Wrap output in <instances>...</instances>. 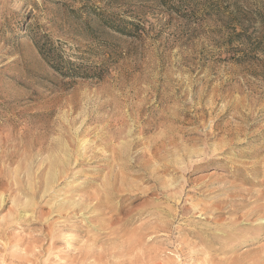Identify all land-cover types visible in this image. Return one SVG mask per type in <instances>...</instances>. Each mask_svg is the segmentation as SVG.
<instances>
[{
  "label": "rangeland",
  "instance_id": "374dc122",
  "mask_svg": "<svg viewBox=\"0 0 264 264\" xmlns=\"http://www.w3.org/2000/svg\"><path fill=\"white\" fill-rule=\"evenodd\" d=\"M260 205L264 0H0V264H264Z\"/></svg>",
  "mask_w": 264,
  "mask_h": 264
},
{
  "label": "bare ground",
  "instance_id": "6f19581e",
  "mask_svg": "<svg viewBox=\"0 0 264 264\" xmlns=\"http://www.w3.org/2000/svg\"><path fill=\"white\" fill-rule=\"evenodd\" d=\"M110 135V134H109ZM108 135V136H109ZM115 135H117V134H115ZM107 136V137H108ZM71 137V136H70ZM69 137V138H70ZM74 138V137H73ZM112 138V137H111ZM110 138V139H111ZM115 138H116V136H115ZM122 138V137H121ZM105 139H107V138H105ZM109 139V140H110ZM75 140V139H74ZM116 140V139H115ZM113 141V140H112ZM111 141V142H112ZM119 142H120V140H119ZM76 143V142H75ZM115 143V142H114ZM139 144V143H138ZM137 144V145H138ZM69 146V145H68ZM71 146V145H70ZM75 146V145H74ZM73 147V146H72ZM84 148V147H83ZM82 148V149H83ZM85 148H86V146H85ZM69 149V148H68ZM67 149V150H68ZM71 149V148H70ZM78 150H79V147L77 148ZM81 148H80V150H82ZM90 149V148H89ZM112 149V148H111ZM130 149V148H129ZM72 150H74V148L72 149ZM78 150H76V151H78ZM92 151V150H91ZM96 151V150H95ZM114 151V150H113ZM68 152V151H67ZM71 152V151H70ZM99 152V151H98ZM82 153V152H81ZM118 153V152H117ZM128 153H131V152H128ZM63 154V153H62ZM78 154V153H77ZM92 154V153H91ZM99 154H101V153H96V152H94L93 153V157H99L100 159H99V161L101 162V161H103V162H105V161H107V162H109V161H114V160H118V159H121L122 158V156L120 157H118L117 159H116V157H112V156H108V154L107 155H99ZM102 154H103V152H102ZM122 154V153H121ZM67 155V154H66ZM74 155V154H73ZM88 155V154H87ZM137 155V154H136ZM139 155H140V153H139ZM139 155H138V157H139ZM70 156H71V154H70ZM81 156H83V153L81 154ZM68 157H69V155H68ZM72 157V156H71ZM77 157V156H76ZM126 157V156H125ZM129 157V156H128ZM55 158V157H54ZM60 158V157H59ZM79 158V157H78ZM78 158H76V160H75V162H76V165H77V167H82L83 165H85V163H84V160H81V158L80 159H78ZM136 158V157H135ZM134 158V159H135ZM142 158V157H141ZM61 159V158H60ZM84 159H86L85 157H84ZM88 159H90V158H88ZM125 159V158H124ZM127 159V158H126ZM64 160V159H63ZM129 160H130V158H129ZM69 161V160H68ZM89 161V160H88ZM93 161H94V159H93ZM131 161V160H130ZM56 162V161H55ZM57 162H58V160H57ZM64 162V161H63ZM66 162V161H65ZM70 162V161H69ZM86 162V161H85ZM117 162V161H116ZM118 162H119V160H118ZM128 162V161H127ZM132 162V161H131ZM140 162V161H139ZM120 163V162H119ZM53 164V163H52ZM60 164H62V163H60ZM59 164V165H60ZM70 164V163H69ZM69 164H68V168H69ZM73 164V163H72ZM71 164V165H72ZM97 164H99V163H97ZM115 164V163H114ZM123 164V163H122ZM129 164V163H128ZM65 166V165H64ZM63 166V167H64ZM98 166V165H97ZM134 166H137L136 164L134 165ZM133 166V167H134ZM56 167V166H55ZM71 167V166H70ZM93 167V166H92ZM118 167V166H117ZM66 167H64V169H65ZM76 168V167H75ZM105 168H108L109 169V171H110V176H112L114 173H115V171L113 172V168H112V166L108 163V165H106V164H102V165H99L98 166V169L99 170H103V169H105ZM128 168V167H127ZM130 168V167H129ZM137 168H138V166H137ZM166 168V167H165ZM62 169V168H61ZM83 169H84V167H83ZM116 169V168H115ZM133 169V168H132ZM55 170V169H54ZM57 170V169H56ZM88 170V169H87ZM90 170H91V168H90ZM90 170H88V171H90ZM94 170V169H93ZM125 170H126V168H125ZM125 170L123 171V172H125ZM143 170V169H142ZM49 171V170H48ZM66 171V170H65ZM68 171V170H67ZM54 172V171H53ZM146 172V171H145ZM54 173H57V172H54ZM58 173H60L59 171H58ZM67 173V172H66ZM127 173V172H126ZM61 174V173H60ZM59 174V175H60ZM133 174V173H132ZM53 175H55V174H53ZM116 175V174H115ZM135 175V174H134ZM151 175V174H150ZM50 176V175H49ZM56 176V175H55ZM63 176H65V174H61L59 177H58V179L59 178H61V180L64 178ZM66 176H67V174H66ZM109 176V177H110ZM128 176V175H127ZM44 177V176H43ZM51 177V176H50ZM108 177V176H107ZM106 177V179H105V181L101 184V187H99V189H97V188H94V186H91V188L90 189H92V191H90V190H87V192H85L84 194H81V195H78L77 197H78V199H76V200H74L73 202L72 201H70L69 199L67 200V202H65L64 201V203H60L59 204V206H58V208L60 209V211L61 210H63L64 209V205H67V204H71L69 207H68V211L65 213V217H68L69 215H71V214H75L76 212L78 213V212H83L84 210H88L89 211V213H90V211H94L93 213H95V211H99L101 208H103V207H105L106 206V204H107V201H108V199H110V197H113V196H117V193L118 192H122V190L120 189V188H117V175L116 176H114L113 178H111V180H107L108 178ZM144 177H146V176H144ZM53 178V177H52ZM92 178V177H91ZM55 179V178H54ZM53 179V180H54ZM148 179V178H147ZM49 180H50V178H49ZM52 180V181H53ZM96 180H100V178L99 177H95V178H92V179H90V181H92V182H94V181H96ZM153 180V179H152ZM154 181V180H153ZM48 182V181H47ZM89 182V181H88ZM44 183H46V182H44ZM43 183V184H44ZM51 184H52V182H51ZM54 184V183H53ZM260 184V183H259ZM51 186V185H50ZM100 186V185H99ZM44 187H45V185H44ZM51 188V187H50ZM156 188V187H155ZM153 189V188H152ZM151 189V190H152ZM41 190V189H40ZM49 191V189H46V191ZM47 191V192H48ZM150 191V190H149ZM154 192H155V189L153 190ZM153 192V193H154ZM152 193V194H153ZM261 194V193H260ZM259 194V195H260ZM127 195V194H126ZM120 197V196H119ZM128 198V197H127ZM240 199V198H239ZM116 200V199H115ZM126 200V199H125ZM241 200V199H240ZM112 201H113V199H112ZM120 201V200H119ZM60 202V201H59ZM241 202V201H240ZM243 202V201H242ZM111 202L109 201V204H110ZM119 203V202H118ZM245 203V202H244ZM108 204V205H109ZM125 204V203H124ZM120 206V205H119ZM109 207V206H108ZM124 207H125V205H124ZM236 209H237V206H236ZM240 209V208H239ZM256 209H260L261 211H264V205H260V206H257L256 207ZM255 209V210H256ZM67 210V209H66ZM104 210V209H103ZM108 210V209H107ZM117 210V209H116ZM110 211V210H109ZM115 211V210H114ZM84 213V212H83ZM88 213V212H87ZM97 213V212H96ZM111 213V212H110ZM63 214V213H62ZM98 214V213H97ZM84 215V214H83ZM101 215V214H100ZM115 215V214H114ZM245 215V214H244ZM247 215H249V217H250V220H251V218H252V216L254 215V211H250ZM256 215V214H255ZM264 215V214H263ZM63 217V216H62ZM115 218V217H114ZM68 219V218H67ZM253 219V218H252ZM252 221V220H251ZM254 221V220H253ZM264 221V220H263ZM262 222V221H261ZM111 224H113V223H111ZM248 227H250V226H248ZM123 228V227H122ZM143 228V227H142ZM113 231H115V230H112V232ZM143 232V231H142ZM104 233V232H103ZM106 233H108V232H105V234ZM121 233V232H120ZM110 234V233H109ZM114 234V233H113ZM114 235H116V234H114ZM242 235V234H241ZM113 240V239H112ZM209 244V243H208ZM207 246V245H206ZM209 246V245H208ZM94 248H96V247H94ZM233 249V248H232ZM93 251H94V249H93ZM88 252V251H87ZM86 252V253H87ZM93 253V252H92ZM92 253H90V255L92 254ZM95 253H96V251H95ZM207 253V252H206ZM88 254V256H89V253H87ZM93 255H94V253H93ZM92 255V256H93ZM112 255V254H111ZM87 256V257H88ZM105 257V256H104ZM86 258V257H85ZM90 258V256L88 257V259ZM97 259H99V257H96ZM213 260V259H212ZM107 261V260H106ZM161 261H163V260H161ZM210 261V260H209ZM217 261V260H216ZM86 262V261H85ZM215 262V261H214ZM213 262V263H214ZM159 264V263H158ZM160 264H161V262H160ZM162 264H166V263H163L162 262ZM215 264V263H214Z\"/></svg>",
  "mask_w": 264,
  "mask_h": 264
},
{
  "label": "trees",
  "instance_id": "16d2710c",
  "mask_svg": "<svg viewBox=\"0 0 264 264\" xmlns=\"http://www.w3.org/2000/svg\"><path fill=\"white\" fill-rule=\"evenodd\" d=\"M102 17H103L102 19H103L106 27H108L110 29H114L116 32L120 33L123 36L133 37V35H134L133 32H131V30L130 31L127 30L128 28L126 26H117L118 24H112V22H115V21L111 17H107L106 18L104 15ZM133 29H134L135 32H137V31L139 32V29H137V28H133ZM40 52L42 53V55H44L47 58V56H46L47 53L45 54V52H48V50L46 51L44 46H43V48H40ZM47 59L50 62V59L49 58H47ZM66 65H68V66L70 65L71 66V63L67 62ZM53 67L57 71H61L60 73L63 72L61 66H59V65L56 66V64H54ZM68 71L69 72H67V73L69 75H78L79 74V72H76L74 70H68Z\"/></svg>",
  "mask_w": 264,
  "mask_h": 264
}]
</instances>
